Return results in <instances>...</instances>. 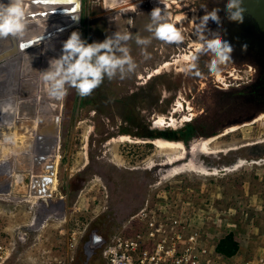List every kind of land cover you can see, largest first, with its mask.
Returning a JSON list of instances; mask_svg holds the SVG:
<instances>
[{
  "label": "rangeland",
  "instance_id": "rangeland-1",
  "mask_svg": "<svg viewBox=\"0 0 264 264\" xmlns=\"http://www.w3.org/2000/svg\"><path fill=\"white\" fill-rule=\"evenodd\" d=\"M164 1L132 0L113 6L108 0H82L79 24L31 47L37 54L32 70L15 60L17 65L0 71V76L8 73L0 77V100L13 92L21 98L23 86L35 80L31 90L38 92L32 97L34 105L46 110L43 117L55 119L60 139L46 160L54 163L55 169L46 168L44 163L31 171L18 167L25 188L14 185L8 169L17 168L15 159L10 156L0 161V264H105L99 252L87 259L86 241L94 232L112 236L125 230L129 234L133 230L124 226L147 194L151 192L152 202L157 204L163 190H169L173 199L200 207L203 230L212 248L222 236L234 232L240 249L233 256L224 255L226 261L264 264V109L253 114L251 101L222 94L209 83L200 89L199 97L178 96L179 90L190 92V84L198 76L186 72L193 56L187 61L182 58L191 54L190 36L194 40L199 36L201 41L204 30L198 32V27L208 0H170L168 5ZM30 5L27 13L46 9L44 4ZM156 7L165 10L168 22L182 30V43H165L147 30ZM49 16L36 18L47 22ZM73 31L80 32L89 44L103 42L115 32L131 33L127 46L137 64L135 71L123 79L119 75L111 80L105 77L90 96L82 98L74 88H68L62 100L54 99L42 72L52 59L59 58L63 41ZM137 35L151 43L138 46ZM52 40L57 47H48ZM200 41L195 45L202 44ZM177 45L185 49L177 51ZM177 57H182V62L161 67L165 60ZM13 83L16 88L11 87ZM173 88L177 93H171ZM160 115L174 117L178 123L160 127L154 124ZM189 124L194 126L193 134L187 130ZM123 135L131 139H122ZM213 136L207 141L208 151L201 150L204 142L200 140ZM158 137L182 145L162 146L157 142L162 139H155ZM182 153L181 162L193 159L200 167L218 171L186 168L170 173L172 165L165 162ZM54 155L60 156L58 164ZM46 170L57 179L56 188L35 200L31 197L34 178Z\"/></svg>",
  "mask_w": 264,
  "mask_h": 264
},
{
  "label": "flooded vegetation",
  "instance_id": "flooded-vegetation-1",
  "mask_svg": "<svg viewBox=\"0 0 264 264\" xmlns=\"http://www.w3.org/2000/svg\"><path fill=\"white\" fill-rule=\"evenodd\" d=\"M226 3L227 0H208L206 2L207 5L204 8L205 14L206 12H212L214 9L219 10L218 16L220 17V22L218 24L212 20L208 21L207 29L210 30V32L204 30V32L201 34L202 44L200 45H195L200 41L199 36L197 37V40H194L193 37L190 36L192 41L191 45L193 46L192 49H190L189 45L188 51L192 53L194 52L193 54L191 53V55L196 56L197 59L195 61H193V59L190 61L188 70L186 72L190 74L195 72L196 75L198 74V76L194 78L190 84V92L182 93L181 90L178 91L177 88H173L174 91L172 90L171 93H177L178 91V96L182 98H186V94L199 97L201 93L200 89L204 84L209 83L210 86H214L220 90V93L222 94L227 92L228 94L242 97L251 101V112L256 114L259 110L264 109V31L261 30L256 22L249 17H245L242 23L230 20L225 11ZM214 36H218L222 40H226L233 48L231 59L224 62L223 64H219L216 70L211 68V63L215 59L213 53L204 50L205 41L212 39ZM182 48L185 49L183 46ZM182 48H180L178 45L176 46L177 51H182ZM175 62L173 59L172 63ZM193 64L196 65L195 68L192 67ZM150 76H152V74L148 75L149 78ZM221 77L225 78L226 80L228 79L230 83H226V86L224 81L220 79ZM205 78L207 81L204 82L203 80ZM32 82L33 81L23 86L21 98L16 96L14 94L15 92H11L12 94L7 95L8 98H2V123L3 125H8L6 127H9V122L14 124L13 126H17L18 123L22 124L23 121L26 122V125H29L30 129L28 133H30L32 137L30 139L32 142H30L31 144H28L29 153L27 151L28 157L26 162L24 164L19 162V166L21 165L23 167L31 164L33 167H35L45 162V167L48 168L49 164L54 165V163H46V160L52 156L50 154L54 151V149H56L60 139L56 131L47 135L42 131L39 132V129L37 128L38 126L35 124V120L37 119L42 121L41 118L44 116L43 111L45 113L46 110H40L39 107L38 109L35 107L36 105H34L32 97H37L36 94L38 92H31L33 89ZM11 87L16 88V84L13 83ZM9 91H11V89ZM39 97L41 101V95H39ZM53 101L54 99L52 98V102ZM8 102H10L13 107L10 106ZM4 105H6L5 108H3ZM54 107L55 106H53V108ZM10 137L14 143L13 133H10ZM30 146L33 147L31 148ZM13 158L15 159L16 163L15 152L13 153ZM9 171H11V169ZM10 173H14V171ZM46 183L48 182L46 181ZM44 184L40 189L46 188ZM33 188L36 190V183L35 187Z\"/></svg>",
  "mask_w": 264,
  "mask_h": 264
},
{
  "label": "clouds",
  "instance_id": "clouds-1",
  "mask_svg": "<svg viewBox=\"0 0 264 264\" xmlns=\"http://www.w3.org/2000/svg\"><path fill=\"white\" fill-rule=\"evenodd\" d=\"M24 3L25 0H9L7 5L0 3V38L11 36L20 39L25 36L27 13ZM218 11L214 9L212 12H206L200 20L198 32L201 30L210 32L207 29L209 20L219 24ZM225 11L230 20L243 22L240 0H227ZM150 17L151 23L146 28L156 39L175 44L184 41L182 30L168 22V13L165 10L156 7L151 11ZM132 38L129 32H115L103 42L89 44L81 38L80 32L73 31L63 42L59 58L52 59L50 67L42 72L44 81L49 85V95L56 100H62L68 88H74L77 94L84 98L90 96L105 77L111 80L119 75L123 79L127 74L133 73L137 64L127 46V42ZM135 42L138 46H146L151 40L137 35ZM204 50L213 53L215 59L211 63V68L216 70L219 64L231 59L233 48L226 40L214 36L205 41ZM142 54L147 58L143 49ZM192 59L195 61L197 57L193 56ZM192 67L195 68L196 65L193 64Z\"/></svg>",
  "mask_w": 264,
  "mask_h": 264
},
{
  "label": "built area",
  "instance_id": "built-area-1",
  "mask_svg": "<svg viewBox=\"0 0 264 264\" xmlns=\"http://www.w3.org/2000/svg\"><path fill=\"white\" fill-rule=\"evenodd\" d=\"M159 198L161 202L154 204L151 192L147 194L124 226L132 233L119 230L106 236L94 232L86 241L87 259L99 252L105 264H256L226 261L224 254L208 245L199 206L173 199L169 190L159 193Z\"/></svg>",
  "mask_w": 264,
  "mask_h": 264
},
{
  "label": "bare ground",
  "instance_id": "bare-ground-1",
  "mask_svg": "<svg viewBox=\"0 0 264 264\" xmlns=\"http://www.w3.org/2000/svg\"><path fill=\"white\" fill-rule=\"evenodd\" d=\"M108 1L110 2L111 5L117 6L120 3L132 1V0H108ZM165 1H167V3ZM165 1H164L165 2L164 5H168L170 3L169 2L170 0H165ZM173 1H180V0H173ZM181 1H183V0H181ZM0 3H4L5 5H7L9 3V0H0ZM33 3L34 2H32V0L31 1L30 0H25V4H24L25 10L28 9V8H30L31 7L30 4H33ZM42 4H44L46 6V9L45 8L42 9L40 7L38 9H36L35 11H30V13L31 14H33V13L36 14V13H39L40 12V14L46 15L49 12L51 16H49V20H46L47 22H44V19H38L36 17H35V19L32 18V20L29 21V22H31L30 24H29V22H27V26H26L27 29H26L25 36H27L28 38L29 37L30 38L31 37H35V35L42 34L44 32H48V31L54 30V29H56V27H59L63 23H69V22H71L72 21V18L70 17L71 12L70 13H66L64 16H61V13H64V10L65 9L72 10V9H77L79 7V3L77 1H76V3L74 1L73 2H70V1H66V2L65 1H61V2L55 1V2H43ZM28 5H30V6H28ZM129 7L131 8L133 6H129ZM26 13H27V11H26ZM51 13H56V14H51ZM27 16H28V13H27ZM181 17L182 16H179V19ZM2 39H4V38H0V40H2ZM55 41H58V39L55 40ZM54 42L52 40V44L51 45H49V41L46 44L49 45L48 47L53 46V44H54L55 47H57L58 45H55ZM60 45H62V44H60ZM25 52H27V53H25ZM25 52H22L21 59H19V61L22 64L21 66L24 69L32 70L34 64L36 63L35 60H34V59H36L35 57L37 56L36 51H35V49H31V50H26ZM192 56L193 55H191V54L190 55L185 54V55H183V58L181 57L183 60L181 58H178L177 57V60H174V62L175 61H178V60L184 61V59H186L185 61H187L188 59L192 58ZM180 61H179V63H180ZM172 62L173 61H168V60L166 61L165 60L164 64L161 67L167 66V65L171 64ZM14 65H17L16 62H14L12 60H7L4 64H2L0 66V71H7L8 69H10L9 68L10 66L12 67ZM160 68L158 67V69H156L155 72L159 71ZM155 72L153 71V72H151V74H153ZM4 74H6V73H3L2 76ZM2 76H0V77L2 78ZM0 81H1V79H0ZM55 102H56V100H55ZM8 103L10 104V106L13 107V105H11L10 102H8ZM2 104H3V101L0 100V106ZM6 105H4L3 108H5ZM0 108H2V107H0ZM58 108H59V106H58ZM58 108H57V110H58ZM43 115H45V114L43 113ZM55 115H58V114H55ZM52 116H54V115H52ZM42 118H43V116H42ZM42 118H41L42 121H40V119H37V120L34 119L35 120V124L38 126L37 128L39 129V132L42 131L43 133H45V134L48 135V134H51L54 131H56V122H55V119L53 121L50 118H48V119L45 118V117L43 119ZM51 118H53V117H51ZM167 118L168 117H166L164 115H160V117L157 119V121H155L154 124H157L160 127H170L169 125L173 126V125H175V124L178 123V121L174 117H172L171 119H167ZM182 120H188V118L182 119ZM2 122H3V117H2V119H0V161L5 160L6 158L8 159V157H10V156H12V158H13V153L15 152V154H16V164H17V168L16 169H13V167H12L10 172H13L14 171V173H10V174H11V177L14 176V178H15V181H14V185L15 186L19 185V186H22L23 188H25L26 185H25L24 180H23L24 175L21 172H19V170H21V169H19L21 166H18V162H21V163L24 164L26 162L27 157H28V153H29L28 144H31L30 142H32V140H30L32 137H31L30 133H28V131L30 129L29 128V125H26V122L23 121L22 124L21 123L20 124L18 123L17 126H13L14 124H12L11 122H9V127H6L8 125H3ZM10 133H13V136H14V140L13 141H14V143L11 140ZM214 137H216V136H213V137H210V138H206V139L204 138V139L200 140V141H203L204 142L201 145V148H202L201 150L208 151V149H209V145H208L209 142H207V141H212V139H214ZM125 138L127 140H130L131 139L129 135H123L122 136V139H125ZM155 139H162L160 141H157V142H160V144L162 146H174V145H177V144L182 145L181 143L176 142L177 140H174L173 141L172 139H165V138H161V137H158V138H155ZM30 147L32 148L33 146H30ZM27 151H28V153H27ZM183 156H185V155H183V153H182V154H180V155H178L176 157L169 158L168 161L165 162L168 165H170V164L172 165L170 167V169H169V172L170 173H172V172H176L177 173V172L182 171V170H184L186 168L187 169H192V170H200V171H204L206 173H210V172L211 173H214V172H217L218 171V168H213V170H214V172H213L212 170L210 171L209 169H207L205 167H200V166H198V164L193 159H190V160L185 161V162H181V159L183 158ZM55 157H56V163H57L59 161L60 156L59 155H55ZM237 161H239V160H237ZM176 162H178V164L175 165ZM47 163H50V162H47ZM237 163H239V162H237ZM44 164H45V162H44ZM13 165H15V164H13ZM23 167H26L27 168L26 169L27 171H29V170L31 171V169H34L35 168L31 164L26 165V166H23ZM230 167L233 168V166H230ZM3 169L7 170L5 164H3ZM8 169L10 170V168H8ZM56 169H57V167H56ZM22 170H24V169H22ZM52 173L50 174V172L46 170V171H44V173L41 176H39V177H36L35 176L36 178H34V181L33 182L36 183V191H38L40 188H42L43 187V184L45 183L44 186L48 189V192L45 195H50V193H53L52 191L55 190V188H56V184H57V181L56 180L57 179L55 177H53L54 174L52 175ZM48 175H51L52 176V181L46 183V179H44V178L45 177L47 178ZM29 180H30V178H29ZM45 195H44V193H39V194L36 193V194H32L31 197L34 198L35 200H37L38 198H41L42 196H45Z\"/></svg>",
  "mask_w": 264,
  "mask_h": 264
},
{
  "label": "water",
  "instance_id": "water-1",
  "mask_svg": "<svg viewBox=\"0 0 264 264\" xmlns=\"http://www.w3.org/2000/svg\"><path fill=\"white\" fill-rule=\"evenodd\" d=\"M55 1H59V2L61 1L73 2L74 1L75 3L77 1L79 3V7L77 9H72V10L65 9L64 13H61V14H66V13L71 12L70 17L72 18V21L69 23H63L59 27H56V29L54 30L35 35V37L28 38L27 36H24L20 39H15L9 36L7 38L0 40V65L4 64L7 60L15 61V60L21 59L22 52H25L26 50L31 49V47L38 45L44 41H47L48 39L53 37L56 33H60L80 23L81 21L80 12L82 9V0H32V2L36 4H42L43 2H55ZM240 7L243 9V12H242L243 19L245 17L252 18L256 22L258 27L264 31V0H240ZM48 14L50 13L48 12ZM39 16H45V15L40 14V12L36 14L34 13L31 14L29 12L27 16V22H29L30 18L35 19V17H39ZM30 23L31 22H29V24ZM48 168L53 170L54 165L49 164ZM46 181L47 182L52 181L51 175H48V177L46 178ZM32 186L35 187V182L33 183ZM33 187L31 188L32 194L44 193L45 195L48 192L47 188H43V189L36 191L34 190ZM97 239H99L98 235L95 238V240Z\"/></svg>",
  "mask_w": 264,
  "mask_h": 264
},
{
  "label": "trees",
  "instance_id": "trees-1",
  "mask_svg": "<svg viewBox=\"0 0 264 264\" xmlns=\"http://www.w3.org/2000/svg\"><path fill=\"white\" fill-rule=\"evenodd\" d=\"M187 130L189 133L193 134L195 130L193 124H189ZM216 248L220 253L226 256H233L239 251L240 242L235 238L234 232L230 231L217 241Z\"/></svg>",
  "mask_w": 264,
  "mask_h": 264
},
{
  "label": "crops",
  "instance_id": "crops-1",
  "mask_svg": "<svg viewBox=\"0 0 264 264\" xmlns=\"http://www.w3.org/2000/svg\"><path fill=\"white\" fill-rule=\"evenodd\" d=\"M29 80H30V79H29ZM29 80H28V82H30Z\"/></svg>",
  "mask_w": 264,
  "mask_h": 264
}]
</instances>
